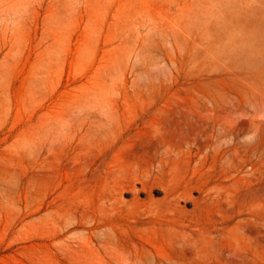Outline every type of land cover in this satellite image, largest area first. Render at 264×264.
I'll return each instance as SVG.
<instances>
[{
    "label": "rangeland",
    "instance_id": "1",
    "mask_svg": "<svg viewBox=\"0 0 264 264\" xmlns=\"http://www.w3.org/2000/svg\"><path fill=\"white\" fill-rule=\"evenodd\" d=\"M2 20L0 264H264V0Z\"/></svg>",
    "mask_w": 264,
    "mask_h": 264
},
{
    "label": "bare ground",
    "instance_id": "2",
    "mask_svg": "<svg viewBox=\"0 0 264 264\" xmlns=\"http://www.w3.org/2000/svg\"><path fill=\"white\" fill-rule=\"evenodd\" d=\"M208 146H210V143H208L207 144ZM222 145V144H221ZM220 145V147L218 148V150H216V151H214L218 156H219V154H222L223 155V157H227V158H225V159H229V158H232L233 159V156L231 155H228L227 156V154H228V152H230L231 151V149L230 148H228L229 146H225L224 144L221 146ZM207 146V147H208ZM219 145H217V147H218ZM216 147V146H215ZM217 147H216V149H217ZM226 148H228V149H226ZM232 149H233V151H235V152H237V145H234L233 147H232ZM167 150H169V149H167ZM166 150V151H167ZM164 152V153H167V152ZM169 152H170V150H169ZM165 155H167V154H165ZM167 156H169V155H167ZM161 157V156H160ZM164 157V156H163ZM162 158V157H161ZM167 158V157H166ZM159 159V158H158ZM159 161H160V159H159ZM233 162L235 161V159H233L232 160ZM149 162V161H148ZM168 162V161H167ZM154 163V162H153ZM159 163V162H158ZM225 163V162H224ZM145 164V163H144ZM146 164H148V163H146ZM160 164V163H159ZM167 164V163H166ZM233 164V163H232ZM161 165H163V164H161ZM168 165V164H167ZM140 166H142L141 164H140ZM145 166V165H144ZM155 166V165H154ZM137 167L138 166H136V169L135 170H138L137 169ZM143 167V166H142ZM142 167H141V169H142ZM231 167V166H230ZM153 168V167H152ZM156 168V167H155ZM162 168V167H161ZM229 169V168H228ZM153 170V169H152ZM161 170V169H160ZM139 171V170H138ZM151 171V170H150ZM142 172V171H141ZM147 172V171H146ZM154 172V171H153ZM151 173V172H150ZM155 174H156V172H154ZM149 174V173H148ZM162 174V173H161ZM154 175V174H153ZM153 175L151 176V177H153ZM149 176V175H148ZM142 179V178H141ZM146 180V179H145ZM143 181H144V179H143ZM176 200V199H175Z\"/></svg>",
    "mask_w": 264,
    "mask_h": 264
},
{
    "label": "crops",
    "instance_id": "3",
    "mask_svg": "<svg viewBox=\"0 0 264 264\" xmlns=\"http://www.w3.org/2000/svg\"><path fill=\"white\" fill-rule=\"evenodd\" d=\"M12 0H0V25L3 23V16L6 14V10L10 8ZM3 31V30H2Z\"/></svg>",
    "mask_w": 264,
    "mask_h": 264
}]
</instances>
